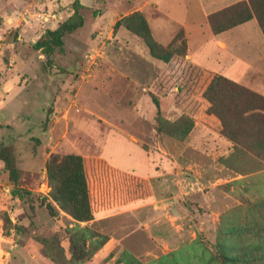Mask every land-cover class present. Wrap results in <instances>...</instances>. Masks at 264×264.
<instances>
[{
  "label": "rangeland",
  "instance_id": "rangeland-1",
  "mask_svg": "<svg viewBox=\"0 0 264 264\" xmlns=\"http://www.w3.org/2000/svg\"><path fill=\"white\" fill-rule=\"evenodd\" d=\"M144 1L79 0L83 26L47 61L32 45L72 15L73 0H0V147L11 148L22 194H11L0 160V264H264V162L222 153L221 125L202 105L216 73L184 57L181 27L166 43L153 37L168 61L113 31ZM244 39L238 52L253 58ZM242 81L264 96L263 70ZM187 118L194 125L179 139ZM69 153L83 158L87 221L53 199L48 161ZM83 227L102 238L73 261L69 237Z\"/></svg>",
  "mask_w": 264,
  "mask_h": 264
},
{
  "label": "trees",
  "instance_id": "trees-1",
  "mask_svg": "<svg viewBox=\"0 0 264 264\" xmlns=\"http://www.w3.org/2000/svg\"><path fill=\"white\" fill-rule=\"evenodd\" d=\"M84 6L79 0H73V13L58 24L55 29H48L32 45L48 58L54 51L64 49V36L83 26L84 18L80 9ZM255 18L264 36V0H241L222 9L208 14L207 19L213 33L217 34L241 23ZM123 27L140 37L147 45L151 55L168 61L173 52L162 48L151 34L149 25L142 14L136 10L120 19L113 25L116 32ZM181 53L186 54V40H181ZM202 97L208 102L206 113L215 116L221 125V133L231 144L233 153L247 150L264 162V96L244 85L220 74L210 79L202 92ZM155 105L158 107L157 101ZM158 131H162L164 118L157 114ZM192 118H187L186 127H181L173 135L184 138L193 127ZM0 160L8 171V179L13 184L11 194L22 198L18 187V170L13 163L11 148L0 147ZM48 179L53 183V199L62 210L79 220L92 218L87 180L83 158L81 155L69 153L58 160L51 157L47 164ZM51 206H49L50 208ZM53 213L54 208H50ZM89 228H78L70 234V252L73 261H79L87 255L86 242L88 238H99ZM102 238V237H101ZM104 240L102 239L101 242ZM100 242V243H101Z\"/></svg>",
  "mask_w": 264,
  "mask_h": 264
},
{
  "label": "crops",
  "instance_id": "crops-1",
  "mask_svg": "<svg viewBox=\"0 0 264 264\" xmlns=\"http://www.w3.org/2000/svg\"><path fill=\"white\" fill-rule=\"evenodd\" d=\"M238 1L241 0H145L136 10L144 13L152 35L159 43L168 42L172 36L173 26L178 25L183 29L187 44L185 58L202 69L213 71L245 85L242 80L246 71H264V36L255 18L217 34L212 32L207 19L208 14ZM149 11L160 15L151 21L147 17ZM240 38H245L247 42L251 40L249 44L255 50L253 58L248 55L250 49L243 52L246 56H240L238 52ZM15 76L17 78L19 74L16 73ZM5 85L2 84L0 89ZM28 100L29 98H26L22 103H27ZM202 105L206 110L209 104L205 100ZM210 116L220 125L215 116ZM223 139L226 146L222 153H228L232 150V144L227 138L223 137Z\"/></svg>",
  "mask_w": 264,
  "mask_h": 264
}]
</instances>
